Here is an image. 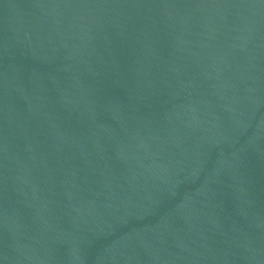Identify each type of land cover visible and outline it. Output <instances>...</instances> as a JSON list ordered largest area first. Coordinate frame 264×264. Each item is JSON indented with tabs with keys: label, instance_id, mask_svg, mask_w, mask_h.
<instances>
[{
	"label": "water",
	"instance_id": "1",
	"mask_svg": "<svg viewBox=\"0 0 264 264\" xmlns=\"http://www.w3.org/2000/svg\"><path fill=\"white\" fill-rule=\"evenodd\" d=\"M0 264H264V0H0Z\"/></svg>",
	"mask_w": 264,
	"mask_h": 264
}]
</instances>
